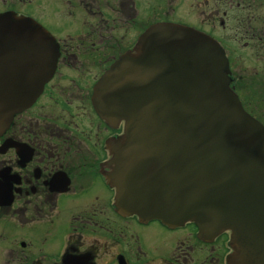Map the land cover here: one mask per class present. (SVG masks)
<instances>
[{
	"label": "flooded vegetation",
	"instance_id": "flooded-vegetation-1",
	"mask_svg": "<svg viewBox=\"0 0 264 264\" xmlns=\"http://www.w3.org/2000/svg\"><path fill=\"white\" fill-rule=\"evenodd\" d=\"M2 7L40 23L55 41L33 47H53L58 57L0 136V264H229L228 231L204 237L193 221L171 227L119 211L108 174L124 126L99 116L95 88L122 54L137 53L147 27L184 24L221 44L233 89L264 123V0H10ZM129 23L132 32L114 33ZM15 46L0 37V49ZM11 56L15 87L31 96L26 81L42 78Z\"/></svg>",
	"mask_w": 264,
	"mask_h": 264
},
{
	"label": "water",
	"instance_id": "water-1",
	"mask_svg": "<svg viewBox=\"0 0 264 264\" xmlns=\"http://www.w3.org/2000/svg\"><path fill=\"white\" fill-rule=\"evenodd\" d=\"M0 37L16 44L0 49L1 135L49 78L53 66L44 53L53 47L33 44L53 37L14 13L0 14ZM137 46L95 88L99 114L125 123L108 174L117 205L172 226L192 220L206 235L231 230L230 264H264V125L230 87L224 49L205 33L167 22L151 25ZM11 52L15 67L28 61L31 75L42 78L26 81L31 96L15 87Z\"/></svg>",
	"mask_w": 264,
	"mask_h": 264
},
{
	"label": "rangeland",
	"instance_id": "rangeland-1",
	"mask_svg": "<svg viewBox=\"0 0 264 264\" xmlns=\"http://www.w3.org/2000/svg\"><path fill=\"white\" fill-rule=\"evenodd\" d=\"M5 1H10V0H0V6L2 5L3 6V4L5 3ZM23 1V0H22ZM74 2H76L77 3V0H73ZM64 2H67V0H64ZM0 7V9H2L3 7ZM66 8V7H65ZM82 14V13H81ZM113 14V13H112ZM144 16H146V15H144ZM112 20L113 19H111L110 18V21H111V23H112ZM69 21V20H68ZM129 27H131V23H129V24H126L125 25V27H123V28H121V26L120 27H118V28H115V29H113V31H114V33H118L119 35L120 34H122V33H124V34H127V33H129V32H132L134 29H128ZM128 29V30H127ZM60 35H63V37H65V35L64 34H60ZM134 36V35H133ZM132 37V36H131ZM133 38V37H132ZM173 237V236H172ZM172 237H170L171 239H173V241H168L167 243H166V245L167 246H171V250H174V245H175V239L174 238H172ZM5 245H6V243H2V250H5Z\"/></svg>",
	"mask_w": 264,
	"mask_h": 264
},
{
	"label": "bare ground",
	"instance_id": "bare-ground-1",
	"mask_svg": "<svg viewBox=\"0 0 264 264\" xmlns=\"http://www.w3.org/2000/svg\"><path fill=\"white\" fill-rule=\"evenodd\" d=\"M4 45H5V44H3V46H4ZM225 54H226V53H225ZM45 55L47 56L49 62L52 63V61H53V60H52V59H53V56H52L51 51H49L48 53L46 52ZM116 206L118 207L117 204H116Z\"/></svg>",
	"mask_w": 264,
	"mask_h": 264
}]
</instances>
